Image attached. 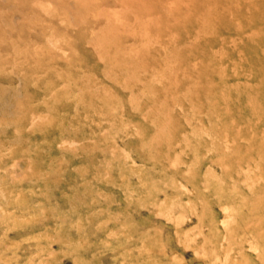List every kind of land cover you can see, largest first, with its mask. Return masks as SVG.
Here are the masks:
<instances>
[{
  "label": "rangeland",
  "instance_id": "1",
  "mask_svg": "<svg viewBox=\"0 0 264 264\" xmlns=\"http://www.w3.org/2000/svg\"><path fill=\"white\" fill-rule=\"evenodd\" d=\"M0 264H264V0H0Z\"/></svg>",
  "mask_w": 264,
  "mask_h": 264
}]
</instances>
